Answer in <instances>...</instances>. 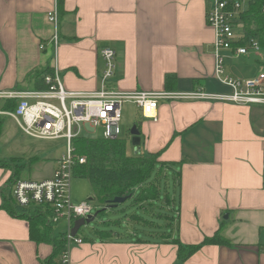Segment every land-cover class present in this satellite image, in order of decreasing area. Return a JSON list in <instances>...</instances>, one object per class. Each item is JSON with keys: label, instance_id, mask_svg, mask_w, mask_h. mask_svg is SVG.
<instances>
[{"label": "crops", "instance_id": "crops-1", "mask_svg": "<svg viewBox=\"0 0 264 264\" xmlns=\"http://www.w3.org/2000/svg\"><path fill=\"white\" fill-rule=\"evenodd\" d=\"M54 6L56 0H0V92L33 90L32 74L46 65L66 90L93 91L100 85L104 46L116 53L111 84L118 90L230 91L214 76L207 0H64L57 25L61 40L51 56L54 26L47 12ZM258 72L227 73L245 79ZM166 74L176 77L171 89ZM138 110L135 151L159 152V161L183 160L177 217H165L162 227L142 216L126 218L124 232L70 247L69 264H264V110L192 99L160 100L155 120ZM11 155L0 144V156ZM10 176V168L0 167V189ZM95 198L93 192L87 200ZM1 203L0 193V264H42L53 246L31 240L28 222ZM218 229L230 245H204L182 263L177 246L164 242L178 237L195 244Z\"/></svg>", "mask_w": 264, "mask_h": 264}, {"label": "built area", "instance_id": "built-area-1", "mask_svg": "<svg viewBox=\"0 0 264 264\" xmlns=\"http://www.w3.org/2000/svg\"><path fill=\"white\" fill-rule=\"evenodd\" d=\"M247 2L248 0H207L206 21L215 32L214 76L220 83L230 88L229 92H205L202 89L190 92L118 90L111 84L116 70V53L110 46H104L99 51L103 69L100 74V85L96 90L86 92L66 90L58 72L54 71L53 74L44 76V83L47 85L45 89L0 92L2 99H17L13 111H0V114L11 117L25 135L42 140L65 141V152L57 158L50 177L25 178L24 167L11 187L13 200L18 206L47 207L51 211V222L64 220L66 223V248L59 255V264H69V248L82 242L77 233L74 236L70 233L75 220L87 218L95 208L90 200L73 203L70 195L73 167L77 163L85 162L84 156L75 153L72 143V140L81 134V124L89 132H93L96 126H101L102 138L115 139L118 137L119 121L125 103L135 104L144 117L153 120L156 119L160 100H214L264 106L262 68L254 77L245 79L235 78L225 71L227 57L236 59L240 56H250L259 48L258 42L253 39L245 45L237 44L243 37L239 18ZM47 19L54 26L48 43L55 48L59 42L57 6L47 12ZM45 46L44 43L40 44V48ZM1 136L2 132L0 138ZM25 164H28L27 159Z\"/></svg>", "mask_w": 264, "mask_h": 264}, {"label": "trees", "instance_id": "trees-1", "mask_svg": "<svg viewBox=\"0 0 264 264\" xmlns=\"http://www.w3.org/2000/svg\"><path fill=\"white\" fill-rule=\"evenodd\" d=\"M56 6L60 16L64 12V0H56ZM239 20L242 23L243 37L237 44L245 45L253 39L258 42L259 47H264V0H248ZM261 65L264 70V63ZM46 74H53V69L48 65L32 74L31 79L34 83V89L42 90L47 87L44 83ZM175 81L176 77L174 74L165 75V86L167 89H171ZM16 104L17 99H2L0 111H13ZM5 119L6 117L0 114V135ZM72 143L75 153L85 157L84 163L75 164L73 175L86 177L90 180L93 192L101 206L97 213H102L104 207L110 204L111 200L117 196L132 197L135 203H140L139 207L141 208L144 203L147 205L151 204L160 198L161 188L157 178L162 172L169 169L173 172V181L175 183L172 201H174L175 195L176 199H179L180 168L183 160L179 162L159 161V152H136L130 156L126 153V142L122 138L105 139L78 136L72 140ZM37 160L36 156L29 157V163L31 164ZM24 165L23 159L15 156H0V167L11 169V176L0 189L2 197L1 207L10 215L23 218L28 222L31 240L36 243H49L53 246L52 253L49 257L42 260V264H56V259L66 248L65 232L54 233L53 225L55 223L50 221L51 211L47 207H20L14 202L11 194L14 179L19 175ZM142 184L144 185L142 186ZM164 199L167 202L171 199L169 193H165ZM131 217L136 219L141 216L134 214ZM110 236V229L98 228L93 231V236L89 238L81 236V238L82 241H105ZM141 240V238L136 239V241ZM164 242L177 246L179 263L186 261L204 245H230V241L221 235L220 229L195 244L183 243L178 237H166Z\"/></svg>", "mask_w": 264, "mask_h": 264}, {"label": "rangeland", "instance_id": "rangeland-1", "mask_svg": "<svg viewBox=\"0 0 264 264\" xmlns=\"http://www.w3.org/2000/svg\"><path fill=\"white\" fill-rule=\"evenodd\" d=\"M60 40L61 39L59 37V41ZM51 48V56H53L54 48L53 46H51ZM251 54L250 58H248L245 62H240V60H236L234 61V63L233 61L231 62L230 60L226 59L225 71L232 72L235 71V69L237 68L238 71L242 70L247 73H251L253 71L258 72L262 68L261 64L264 63V47H259ZM252 106L256 108L261 107V109L264 110L263 106H259L256 104ZM138 117L139 110L135 105L131 103H126L123 105L122 117L119 121V133L117 138L125 139L126 153L130 156L134 155L136 152L135 146L132 144V135L130 133V130L132 126L136 124ZM80 126V137L102 138L103 128L101 126H96L93 132L87 131L84 128L83 124H81ZM1 141V145L6 154H18L16 157L23 159V163H25V159L28 160V164L24 165V167L26 168L24 169L23 167V177L25 178L42 179L50 177L54 167L56 166L57 158H59L65 152L64 140H42L27 136L19 129L18 125L11 117H6V119L4 120L0 142ZM30 156H36L38 160L31 164L29 163ZM157 181L161 188L160 198L153 201L150 206L144 203V205H141L143 206L141 208L139 207L140 203H135L133 198L129 197L124 202L118 205L107 204L104 207V211L102 213H97V210L101 209V206L96 198L94 200L91 199V202L95 206L91 213V216H95L89 223L82 226L78 230L77 235L79 237L85 236L89 238L93 236V231L98 228H106L110 229L111 231L124 232V225L127 224L125 219L130 218L134 214L140 215L144 218H149V221H151L150 223H153L154 225H158L160 227H162V225L166 223L167 216L176 218L177 201H172V197L174 196L175 191V183L173 181L172 170L169 169L162 172L157 178ZM143 185L144 184H142V186ZM92 190V185L88 178L80 177L77 175L72 176L70 182V195L73 203L78 204L83 200L92 198ZM166 192L169 193V196L171 197L170 205L165 203L164 197ZM145 207L146 209H144ZM114 220H119L120 225L114 224ZM139 226L140 225H137V229H140ZM66 229L67 226L64 220H60L59 222L53 225L54 233L65 232ZM167 231L169 233H172L173 229H167ZM137 235H139L138 237H140L141 232H138Z\"/></svg>", "mask_w": 264, "mask_h": 264}, {"label": "water", "instance_id": "water-1", "mask_svg": "<svg viewBox=\"0 0 264 264\" xmlns=\"http://www.w3.org/2000/svg\"><path fill=\"white\" fill-rule=\"evenodd\" d=\"M130 133L132 135V144L134 146H138L140 144V135H139V130L137 129V125L136 124H134L132 126V128L130 130ZM126 199H127V197L117 196V197H114L111 200L110 204L111 205H118V204L124 202ZM94 216L89 215L85 219L84 218H79V219L75 220V222H74V224H73V226H72V228L70 230V233L74 236L78 232V230L82 226H84L87 223H89L94 218Z\"/></svg>", "mask_w": 264, "mask_h": 264}]
</instances>
